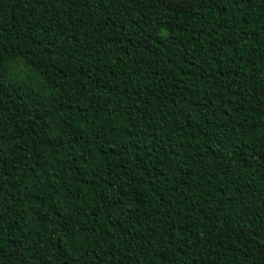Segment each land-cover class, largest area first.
<instances>
[{
	"label": "trees",
	"instance_id": "obj_1",
	"mask_svg": "<svg viewBox=\"0 0 264 264\" xmlns=\"http://www.w3.org/2000/svg\"><path fill=\"white\" fill-rule=\"evenodd\" d=\"M0 264H264V0H0Z\"/></svg>",
	"mask_w": 264,
	"mask_h": 264
}]
</instances>
